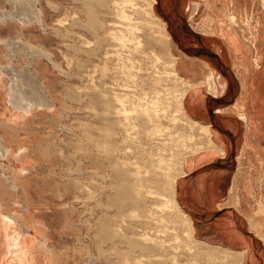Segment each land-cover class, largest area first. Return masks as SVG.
I'll list each match as a JSON object with an SVG mask.
<instances>
[{
  "label": "rangeland",
  "instance_id": "obj_1",
  "mask_svg": "<svg viewBox=\"0 0 264 264\" xmlns=\"http://www.w3.org/2000/svg\"><path fill=\"white\" fill-rule=\"evenodd\" d=\"M118 1L123 17L110 9L100 10L104 28L99 31L109 37L99 44L97 34L82 24L89 23V16L79 0H0V10L27 7L33 13L40 11L44 20L43 28L36 21L28 25L0 21V141L10 148L0 151V264H264L262 225L257 233H250L248 223L238 220L251 239L249 246L222 235L215 218H193L189 235L181 214L165 204L163 194L166 172L180 174L186 156L201 150L207 139L190 119L188 96L195 89L180 76L176 63L183 55L210 62L208 70L221 77H215L216 92V85L210 91L201 86L206 107L219 108L238 99L251 105V162L263 169L258 178L264 182L262 65L250 63L249 80L243 85L242 57L232 55L230 47L235 43L224 32L208 30L205 0ZM257 1L240 5L238 27L229 30L237 36L238 50L247 45L248 61L254 52L263 49L264 54V43L261 48L249 46L245 38L251 16L245 7L255 6L256 15H262ZM196 2L199 10L193 12ZM215 2L218 22L229 14L232 0ZM115 31L123 40L113 36ZM164 31L170 33L167 42ZM4 39H12L17 50H10ZM25 43L42 47L50 59L42 56L35 62L30 55L33 48L29 51ZM17 71L43 82L54 107L16 109L8 92ZM221 82L227 83L226 90ZM95 88L108 90L113 104L125 110L115 116L120 123L108 138L97 127L101 120L96 108H100L91 99ZM182 91L187 96L180 103ZM126 119L134 124L130 127ZM97 142L107 146L105 150L112 144L111 153L103 152ZM116 157L127 159L125 178L138 187L135 192L144 199L139 206L132 200L121 208L112 202L119 181L113 168ZM107 220H115L121 233L132 234L141 243L152 247L160 243L145 249L119 237L100 242L95 234ZM241 248L244 252H239Z\"/></svg>",
  "mask_w": 264,
  "mask_h": 264
},
{
  "label": "crops",
  "instance_id": "obj_2",
  "mask_svg": "<svg viewBox=\"0 0 264 264\" xmlns=\"http://www.w3.org/2000/svg\"><path fill=\"white\" fill-rule=\"evenodd\" d=\"M245 46L240 47L243 50H231L235 57H242L240 68L245 74L243 85H247L249 80L247 72L251 64L254 67L263 64L264 67L263 60L261 63L258 60V51L254 52L252 60H245ZM260 55L264 57L263 49ZM176 64L181 75L177 70L178 74L195 89L190 98L188 96L192 114L190 119L199 124L201 133L207 137L200 145L203 147L201 150L196 149L183 160L176 181V202L191 219L225 220L217 224L221 227L222 235L235 244L249 246L252 244L251 239L240 229L238 220L248 223L250 233H257V228L264 227V182L258 178V173L263 169L252 164L250 155L253 142V117L249 110L251 105L247 107L244 99H238L231 105L206 107V95L201 86H206L210 91L209 85L217 84L216 73L208 70L210 62L183 55ZM198 76L203 78L196 79ZM263 80L260 78L261 82ZM216 86L215 92L218 90ZM220 86L226 90L227 83L221 82ZM255 110L259 111L257 106ZM261 111L264 113L263 108ZM237 141H240L238 148ZM239 252H244V248L239 249Z\"/></svg>",
  "mask_w": 264,
  "mask_h": 264
},
{
  "label": "bare ground",
  "instance_id": "obj_3",
  "mask_svg": "<svg viewBox=\"0 0 264 264\" xmlns=\"http://www.w3.org/2000/svg\"><path fill=\"white\" fill-rule=\"evenodd\" d=\"M79 1H81L83 3V5L85 6V12L89 16V23H83L82 22L83 26L86 27L89 31H91L92 34H95V35L97 34V38L98 39L97 38L96 39L98 40L99 44H101L104 40H108V37H109L108 34L109 33H105L102 36L100 34V31H99V30H101V28H104L103 20H101L100 15H99V14H101L100 10L101 9H110L111 13H113V14L115 13L116 15H119V14L122 15V12L124 11V10H122L123 8L121 9L122 11L119 10L121 8L120 4H122V3H120L118 0H79ZM113 1H115L114 5H113L114 7H112V4H111V2H113ZM205 2H206L205 9H206V12H207L206 13L207 16H206V22L205 21L204 22H205V24H207L208 30L212 29L213 31L220 30V31L224 32L226 37H230L232 45H233V43H235V45H233L234 48L231 46L230 49L232 51H238V45H237L238 39L236 38L237 36H235L232 33H230L229 30H230V28L231 29H233V28L235 29V28L238 27V24H237L238 20H239L238 14L241 13V9H240L241 6L240 5L244 4L245 2L248 3V0H232V5H229V7H227V9L230 10L228 12L229 14L227 15V17L225 19L220 20V21L218 20V22L216 20L217 19V13H216L217 12V8H216L217 4H216L215 0H205ZM258 2H259V4L262 7V12H263L262 15L259 14L260 16L256 15V7L255 6L251 10L249 9V6L245 7L246 8V10H245L246 12H248V13L251 12L250 13L251 14L250 21H249L250 23L247 22L246 23V28H245V30L248 31V33H250L249 35H245V38L247 39V44L248 45L251 44V43H254L256 45H259V44L261 45V43H264V0H258L257 1V5H258ZM254 4H256V3H254ZM261 7H259V8H261ZM196 10H199V5H198L197 2L194 4L193 12H195ZM120 11H121V13H120ZM81 12H84V10L83 11L81 10ZM258 13H259V11H258ZM76 14H78V12H76ZM151 14H153V13L151 12ZM121 15H119V16H121ZM123 16H124V14L121 17H123ZM258 17H260V18L257 19ZM0 21H4V22H7V23H9V22H13L14 23L16 21H21L22 24L26 23L27 25L28 24H33V22L36 21L37 24H39V26H41L42 28L44 27V20L42 18V13L40 11H35L34 13L30 12L27 9V7L15 8L12 11L0 10ZM247 21H248V18H247ZM217 23L219 25H217ZM80 25H81V22H80ZM162 28L164 29V25H163ZM110 33L112 34L113 32H110ZM164 34H165L164 40L166 39L165 42H167V39L170 38V35H169L170 33H167V32L164 31ZM113 36L123 40V37L120 34L118 35L116 31H115ZM4 42L10 48V50L11 49H14V50L16 49L17 50V45L12 42V39H4ZM25 44H26L25 46L27 47V49L29 51H30L31 48H33V49H31L32 51L30 52V55H31V58L35 62H37L36 58H41L42 56H46L48 59H50V55L51 54H49L42 47L30 46L28 43H25ZM260 56L261 55L259 53L258 54L259 62L261 63V60H263V63H264V57H260ZM172 64L175 66V60H173ZM17 72H19V71H17ZM263 73H264V67H263ZM37 83H40V82L37 81L33 77L32 74L20 73V72L15 74V76L11 80V84H10V89H9L8 95H9L10 102L13 104V106L16 109H20V110L22 109L25 112H29L32 109L37 108L38 106L54 107L53 99H51L46 94V88H45L46 86L44 85V83L43 82H42L43 84L42 83L37 84ZM215 87H216L215 85H211V84L209 85L210 89H214ZM107 91H106V89H103V88L100 89V90L98 88H95V90L93 91V96L91 97V99L94 100V104L96 105V107L100 108V110H98L96 108V110H97L96 115L99 116V119L101 120L102 123L100 122V124L97 127L103 131V134H104L105 138L111 137L112 134L114 133V131H113L114 125L115 124L118 125V123H120L118 121V118L116 119L115 116H119L122 112L123 113L125 112L124 108H120V107L117 106V104H113L112 98H111L112 94L111 95L108 94ZM180 95H181L180 100L182 101L180 103H183V98H184V96H187V92L186 91H184V92L182 91V93ZM136 105H137V103H136ZM126 118L130 119L128 117V115L126 116ZM127 119H126V121H127ZM128 124H130V127H131V124H134V123H131V121H129ZM128 124L127 125L124 124V126H126L127 130L130 128ZM146 129H148V128H146ZM149 132L151 133V131H149ZM97 143L99 144L98 146H101L103 152H105L108 155H109V152L111 153L110 147H112V144L109 145L107 150H105L107 146H105L101 142H97ZM1 150H3V153L4 152H9L10 148L7 147L2 141H0V151ZM114 159L117 162H116L115 167L113 166V164H112V166H113L114 170L116 171L115 173H117V175H118L119 181L115 184V195L112 198V202L119 208L123 207L128 202H130L131 200L134 201L137 206H139L141 204V202H143L144 199H141L142 198L141 194H139V195L136 194L137 191L135 192V188L138 189V187H135L134 184H128V181L125 178V176H127V171L123 167H126L124 165H126V161L125 160H127V159L126 158L123 159L121 157H118V158L116 157ZM160 162H162L163 164H166L165 163L166 161L164 162L163 159H160ZM168 165L166 164L165 168H169V167H167ZM141 168H143V167H141ZM153 168H154V166H153ZM177 172L178 171L174 172V174H171L172 172L171 173L170 172H168V173L166 172V178H168V180H167L168 185L166 187L167 188L166 192L165 193L162 192V193L166 196V201H168L165 204H168L170 206L172 205V206H174L177 209V212L179 214H181V216H182L183 224L186 226L187 233L189 235H191L193 233V230H194L193 221L189 217V215L179 206V204L176 202V199L174 197L175 190H176L177 176L179 175ZM158 174L160 175V173H158ZM159 178H161V177L159 176ZM159 183H160L159 180H157V184L158 185H159ZM132 193H134L135 195H133ZM100 203H101V201H100ZM114 216H117V214L114 215ZM114 221H109V220H107L106 222L100 221L102 223L100 224L99 230L95 234V236L97 237V239L100 242L103 241V240H106V239H112L113 240V239L119 237L120 239L121 238L126 239V240L128 239V241L133 246L139 245V243H140L142 245V247L145 248V249L153 248V247L155 248V247H157V244L160 243L159 241L157 243L154 242L155 245L153 244V247L148 245V244L141 243L138 237L130 236L132 234H128V232L127 233H121L118 230V228H117V226H119V225H117L115 223L116 221L115 222ZM129 223H131V222H129ZM102 254H103V252H102ZM93 260H95V259H93ZM95 262H97V261L95 260Z\"/></svg>",
  "mask_w": 264,
  "mask_h": 264
}]
</instances>
